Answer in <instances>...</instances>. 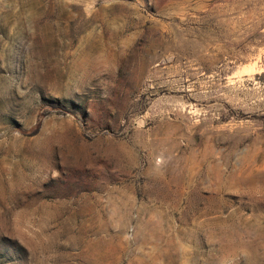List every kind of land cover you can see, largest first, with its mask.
<instances>
[{"label":"rangeland","instance_id":"374dc122","mask_svg":"<svg viewBox=\"0 0 264 264\" xmlns=\"http://www.w3.org/2000/svg\"><path fill=\"white\" fill-rule=\"evenodd\" d=\"M0 264H264V0H0Z\"/></svg>","mask_w":264,"mask_h":264}]
</instances>
